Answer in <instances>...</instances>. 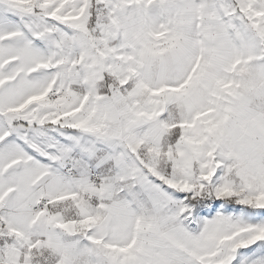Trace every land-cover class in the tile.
<instances>
[{"label": "snow or ice", "instance_id": "6c2138e0", "mask_svg": "<svg viewBox=\"0 0 264 264\" xmlns=\"http://www.w3.org/2000/svg\"><path fill=\"white\" fill-rule=\"evenodd\" d=\"M0 264H264V0H0Z\"/></svg>", "mask_w": 264, "mask_h": 264}]
</instances>
